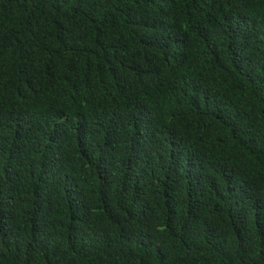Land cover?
<instances>
[{
    "label": "trees",
    "instance_id": "obj_1",
    "mask_svg": "<svg viewBox=\"0 0 264 264\" xmlns=\"http://www.w3.org/2000/svg\"><path fill=\"white\" fill-rule=\"evenodd\" d=\"M0 264H264V0H0Z\"/></svg>",
    "mask_w": 264,
    "mask_h": 264
}]
</instances>
